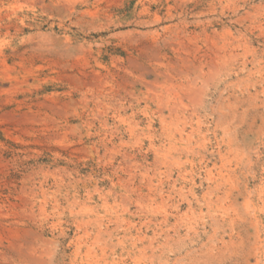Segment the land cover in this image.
I'll return each instance as SVG.
<instances>
[{
  "label": "rangeland",
  "instance_id": "obj_1",
  "mask_svg": "<svg viewBox=\"0 0 264 264\" xmlns=\"http://www.w3.org/2000/svg\"><path fill=\"white\" fill-rule=\"evenodd\" d=\"M0 264H264V0H0Z\"/></svg>",
  "mask_w": 264,
  "mask_h": 264
},
{
  "label": "bare ground",
  "instance_id": "obj_2",
  "mask_svg": "<svg viewBox=\"0 0 264 264\" xmlns=\"http://www.w3.org/2000/svg\"><path fill=\"white\" fill-rule=\"evenodd\" d=\"M161 102H162V101H161ZM180 103H182V102H180ZM176 105H177V104H176ZM179 105H180V104H179ZM161 106H162V105H161ZM180 106H181V105H180ZM170 107H171V106H170ZM175 108H176V107H175ZM175 108H174V109H175ZM184 108H185V106H184ZM163 109H164V108H163ZM170 109H171V108H170ZM172 109H173V108H172ZM172 109H171V110H172ZM181 109H182V108H181ZM176 110H177V109H176ZM161 111H162V110H161ZM181 111H182V110H181ZM174 112H175V110H174ZM169 113H170V112H169ZM176 114H177V113H176ZM160 115H161V114H160ZM179 115H180V114H179ZM186 115H187V114H186ZM186 117H187V116H186ZM183 118H184V117H183ZM187 119H188V118H187ZM184 120H185V119H184ZM180 121H181V119H180ZM185 121H187V120H185ZM182 122H183V120H182ZM188 123H189V122H188ZM183 124H184V123H182V125H183ZM185 126H186V125H185ZM181 128H182V127H181ZM183 128H184V127H183ZM176 129H177V128H176ZM178 130H179V129H178ZM176 131H177V130H176ZM183 131H184V130H183ZM174 132H175V131H174ZM174 132H173V133H174ZM177 132H178V131H177ZM179 132H180V131H179ZM180 135H181V134H180ZM213 174H214V173H213ZM149 181H150V180H149ZM114 222H115V221H114ZM149 223H150V222H149ZM147 224H148V223H147ZM99 232H100V229H99ZM97 237L99 238V235L96 236V239H98ZM98 240H99V239H98ZM104 253H105V251H104ZM102 258H103V257H102ZM97 261H98V260H97ZM106 262H107V261H106Z\"/></svg>",
  "mask_w": 264,
  "mask_h": 264
}]
</instances>
